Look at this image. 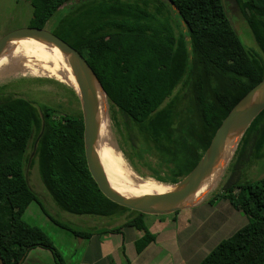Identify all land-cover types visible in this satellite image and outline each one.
Segmentation results:
<instances>
[{
  "label": "trees",
  "instance_id": "1",
  "mask_svg": "<svg viewBox=\"0 0 264 264\" xmlns=\"http://www.w3.org/2000/svg\"><path fill=\"white\" fill-rule=\"evenodd\" d=\"M26 1L32 7L29 25L44 27L53 13L71 0ZM97 2L87 10H82L80 3L75 6L68 17L60 19L66 23L65 30L55 34L81 53L99 78L107 100L139 130L143 143L135 148L131 142L135 153L155 155L170 172L167 181L175 183L200 159L232 106L264 78V0H234L258 52L241 41L222 0ZM169 7L183 31H174ZM22 39L28 47L37 40L33 36ZM48 47L59 50L52 44ZM9 55L0 53V60ZM179 85L184 88V107L179 106L181 98L173 95ZM55 114L56 108H37L24 97L7 95L0 99L3 264L21 262L38 246L48 249L56 264H65L49 235L23 219L28 204L39 202L23 170L30 157L27 148L33 133L41 181L61 209L99 217L130 210L107 199L91 177L84 156L82 115ZM263 152L264 109L238 141L232 156L238 159L232 173L252 159H261ZM153 176L164 181L157 174ZM214 196L226 198L246 215L247 221L221 239L197 264H264V174L244 182L229 179ZM214 200L210 198L209 204ZM41 207L55 224L76 237L89 238L94 232L108 231L75 227ZM132 212L136 215L109 230L118 231L123 226L142 230V236L134 241L139 253L154 235L144 225L143 213ZM121 255L128 263L123 249Z\"/></svg>",
  "mask_w": 264,
  "mask_h": 264
},
{
  "label": "rangeland",
  "instance_id": "2",
  "mask_svg": "<svg viewBox=\"0 0 264 264\" xmlns=\"http://www.w3.org/2000/svg\"><path fill=\"white\" fill-rule=\"evenodd\" d=\"M99 1L103 2L104 0ZM79 3L82 5L80 6L82 10H87L90 7L97 6L98 2L97 0H84L83 2L81 0H71L61 5L57 11L53 13V15L46 21L44 28L54 33L64 31L66 28V23L60 22V19L64 16L68 17L70 15V10H74V7ZM224 3L230 23L232 24L241 41L246 45L247 48H252L258 52L256 43L251 36L250 31L245 24L234 0H224ZM168 12L170 14L174 31L176 33L180 30L183 31L184 28L182 24L179 23L175 11L169 7ZM31 15L32 7L26 0H0V36L11 30L28 25ZM49 44L50 43L38 38L35 42L36 47L42 48L48 47ZM27 48L28 44L23 41L22 36H15L0 45V53L14 55ZM261 57L264 59L262 55ZM183 93L184 88L179 85L175 88L173 95L177 94L181 98L179 106L184 107L186 98L183 96ZM7 95L24 97L33 102L37 108H40L41 105L52 106L57 109V114L59 115L71 114L74 116H80V114H82L81 104L75 91L66 84L50 77L21 74L13 75L11 71H4L0 74V99ZM105 98L107 105L106 112L110 123L111 142L115 149L121 153L131 169L139 176H148L156 179L153 174H157L164 179V181H158L172 184L167 181V179L171 176L167 166L161 163L158 158L155 157V155H151L146 151L141 152L139 156L135 153L137 149L134 150L132 148L131 142H133L136 146L135 148H137L141 142L143 143V137L139 133V130L133 125L129 124L128 120L123 117L121 112L114 105L110 104L106 96ZM57 114H55V116ZM34 146L35 141L33 133L27 148V155L29 154L30 157L23 166L24 176L29 187L36 193L38 200L42 202V206L50 215L82 229H89L87 227L95 226H97L98 229L104 225H114L117 223L119 226L122 223L124 224L127 219H131L136 215L132 212V210H129L124 211L121 214L122 216L111 215L99 217L85 214L77 215L61 209L53 201L41 181L38 161L34 157ZM232 156L230 157L217 184H215V186L199 202H193L187 211L183 212V209L176 210L177 215L173 214V212L166 214L143 213L142 221L144 225L151 232H153V230H156L162 226L163 223H171L170 226H173L174 223L172 218L175 217V224H177L179 229H183V232L185 233L187 231H185V228L183 227L187 226L188 220L191 218V225L188 231L192 232V229H194L195 231L192 233L194 234L197 232L198 238H200L202 241L199 248L200 253L198 257H196L198 260L207 251H210L221 239L226 238L237 228L244 225L247 221L246 215L242 211L233 209L226 198L221 196L216 197L214 195L221 191L222 185L225 184V182H227L229 179H231V181L244 182L261 177L264 174V152L261 159H252V162L240 167V169L235 171V173L232 172H234L236 169L235 162H237L238 156L236 155V157L233 159ZM234 193L235 190L231 193V195L234 196ZM210 198H215L212 204H209L208 202ZM45 200L47 204L44 202ZM151 221H154L153 230H151L152 227L149 225ZM85 223H87L89 226H87ZM117 227L114 226L113 228ZM111 228L112 227H110V229ZM106 229L109 230V228ZM207 229L213 231H208ZM191 232H187L185 235L190 236ZM190 238H192V235ZM118 254L122 259L123 264H125L121 255V251H119ZM197 259H195L194 263L191 264H195L196 261H198Z\"/></svg>",
  "mask_w": 264,
  "mask_h": 264
},
{
  "label": "water",
  "instance_id": "3",
  "mask_svg": "<svg viewBox=\"0 0 264 264\" xmlns=\"http://www.w3.org/2000/svg\"><path fill=\"white\" fill-rule=\"evenodd\" d=\"M222 3H224V0H222ZM15 36H33L48 42L74 61L79 88L77 96L81 104L83 120L84 156L88 171L100 192L107 199L136 212L166 214L191 206L193 203L185 205L183 203L194 194L201 178L208 174L216 166L218 160L225 156L233 146H235L234 150L236 149L238 141L247 127L259 112L264 109V78H262L232 106L214 132L200 159L187 174L182 176L177 182L170 184L173 186L171 190L147 195L123 194L115 191L102 175L94 151V123L98 95L100 91L105 96L106 94L92 67L76 48L44 27L28 24L11 30L0 36V45ZM149 178L158 181L152 177ZM0 264H3L1 257Z\"/></svg>",
  "mask_w": 264,
  "mask_h": 264
},
{
  "label": "crops",
  "instance_id": "4",
  "mask_svg": "<svg viewBox=\"0 0 264 264\" xmlns=\"http://www.w3.org/2000/svg\"><path fill=\"white\" fill-rule=\"evenodd\" d=\"M44 202L47 204L46 200ZM41 205L42 202L40 201H31L23 213V219L29 224L39 226L49 235L53 244L62 254L65 264H123L118 254L121 249H123L128 264H191L194 263L200 253L201 239L198 238L197 232L192 233L195 231L194 229H192V232L188 231L191 218H189L187 226L183 228L188 233L191 232L190 236L192 235V238L185 235L187 232L184 233L183 229L177 227L173 218V226H170L171 223H163L156 230H153L154 221H151L149 225L152 227L153 232L147 229L154 235V239L141 252L137 253L134 249V241L141 237V230L134 229L133 226H123L118 231L94 232L89 238L76 237L69 230L55 224L43 212ZM182 209L184 212L189 207ZM87 226L89 225L87 224ZM114 226L117 227L118 223L104 225L98 229L107 230L106 228L110 229ZM87 228L97 230V226ZM208 252L202 255L199 260L197 259L198 261L195 264ZM19 264L56 263L48 249L38 246L32 248Z\"/></svg>",
  "mask_w": 264,
  "mask_h": 264
},
{
  "label": "bare ground",
  "instance_id": "5",
  "mask_svg": "<svg viewBox=\"0 0 264 264\" xmlns=\"http://www.w3.org/2000/svg\"><path fill=\"white\" fill-rule=\"evenodd\" d=\"M4 71H11L13 75L50 77L66 84L76 94H79L75 63L59 50L33 45L0 60V74ZM106 111V98L103 92L100 91L94 123V151L99 170L112 188L117 192L128 195L156 194L171 190L172 185L155 181L149 177H140L131 169L111 142L110 123ZM234 147L218 160L216 166L208 174L201 178L194 194L183 205L199 202L217 184L233 154Z\"/></svg>",
  "mask_w": 264,
  "mask_h": 264
}]
</instances>
